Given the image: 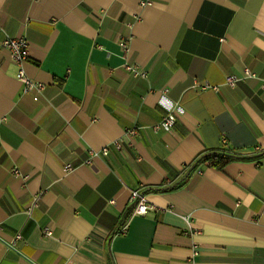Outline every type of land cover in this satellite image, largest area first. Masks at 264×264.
Returning a JSON list of instances; mask_svg holds the SVG:
<instances>
[{
    "label": "crops",
    "instance_id": "crops-1",
    "mask_svg": "<svg viewBox=\"0 0 264 264\" xmlns=\"http://www.w3.org/2000/svg\"><path fill=\"white\" fill-rule=\"evenodd\" d=\"M263 84L264 0H0V264H264Z\"/></svg>",
    "mask_w": 264,
    "mask_h": 264
},
{
    "label": "built area",
    "instance_id": "built-area-1",
    "mask_svg": "<svg viewBox=\"0 0 264 264\" xmlns=\"http://www.w3.org/2000/svg\"><path fill=\"white\" fill-rule=\"evenodd\" d=\"M145 4H146V2H140L141 6H144ZM118 44L121 47V50L124 54V57L127 58V54L129 52V46H128L127 42L124 40H119ZM1 45L9 51L11 60L19 67L15 77L21 83L22 92L32 94L33 99L37 100L38 97L42 94V92L45 88V84L42 82L33 80L32 78L27 76V74L24 72V70L22 68L23 64L28 59V55H29V53H28V41L23 37H13L12 36V37L4 38L1 41ZM123 67L125 68L126 71L131 72L132 74H134L136 76H140V77L146 76V70L144 68H142L141 66H138L137 64L128 63L126 61L123 64ZM251 76H253V74L247 68H245V69H243V72L241 75H238V74L227 75L225 77L223 83L228 85V86H234L238 81L245 79L247 77H251ZM192 84L194 87H199L200 90H205V89H209V88L217 90V88H218V86H213V85L209 84L208 82L199 83L195 78H194V81ZM263 87H264V84H263ZM174 123H175L174 113L168 112L158 122H156L155 124L152 125V129L153 130L163 129L166 131H170L174 127ZM131 132H134V131H131ZM113 144L117 148L120 147L119 140H114ZM97 153H98L97 150H92V149L89 150L88 151L89 158L86 160V163H89L90 158L92 156L96 155ZM100 153L103 155L106 154L107 153L106 147H102L100 150ZM71 168H72V166L69 163H67L64 166V169H66V170L71 169ZM11 173L16 177L20 176V172L16 168H13L11 170ZM130 196L132 199H137V203L134 207L135 213L145 214L148 209H151V206H149L147 204L144 196L142 194H140L137 190L131 191ZM35 204H36V199H34V200L32 199V201L26 206L25 213L27 216H30L31 211H32L33 207L35 206ZM42 232L44 235L48 236L51 234L52 231L49 227H45ZM20 237H21V235L19 233H17L15 236V239H19Z\"/></svg>",
    "mask_w": 264,
    "mask_h": 264
}]
</instances>
